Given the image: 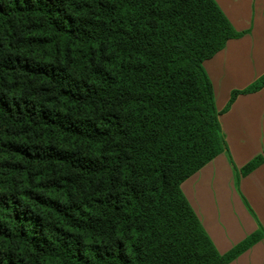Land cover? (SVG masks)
<instances>
[{
    "label": "trees",
    "instance_id": "obj_1",
    "mask_svg": "<svg viewBox=\"0 0 264 264\" xmlns=\"http://www.w3.org/2000/svg\"><path fill=\"white\" fill-rule=\"evenodd\" d=\"M240 34L215 0H0V264H227L249 246L220 254L180 189L226 150L202 63Z\"/></svg>",
    "mask_w": 264,
    "mask_h": 264
},
{
    "label": "crops",
    "instance_id": "obj_2",
    "mask_svg": "<svg viewBox=\"0 0 264 264\" xmlns=\"http://www.w3.org/2000/svg\"><path fill=\"white\" fill-rule=\"evenodd\" d=\"M241 34L202 65L211 82L226 150L188 176L180 189L220 254L256 239L227 264H264V85L239 92L264 74V0H215Z\"/></svg>",
    "mask_w": 264,
    "mask_h": 264
}]
</instances>
